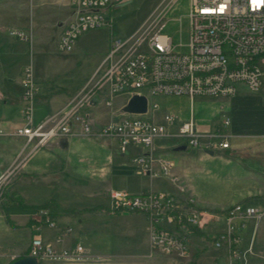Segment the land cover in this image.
Listing matches in <instances>:
<instances>
[{
  "label": "built area",
  "instance_id": "obj_1",
  "mask_svg": "<svg viewBox=\"0 0 264 264\" xmlns=\"http://www.w3.org/2000/svg\"><path fill=\"white\" fill-rule=\"evenodd\" d=\"M69 17L61 24L57 51L72 52L82 34L105 28L109 31L108 49L85 83L69 102L56 113L34 122L35 100L39 87L33 81L32 68L24 69L20 81L22 124L12 132L0 124V137L22 138L28 155L14 159L1 183L23 166L26 156H32L50 142L65 138L84 137L111 139L121 154H129V162L137 173L149 179L164 178L176 192L145 190L137 194L111 191L107 211L134 213L147 221L150 255L189 263L193 258L190 247L193 231L202 225V212L196 199L186 191L184 183L173 173V164L165 156L167 147L161 142L176 141L174 148L184 145L186 150H201L214 154L229 150L233 135L225 130L230 120L209 133L196 131L192 116L177 120L175 114L164 113L159 120L153 116L143 119L135 114L115 110L116 99L124 98L122 108L134 95L147 99V111L155 113L159 105H149L150 97L235 96L238 87L260 95L264 104V0H188V39L174 44L172 37L162 35V18L147 24L145 21L128 36L114 35L112 19L107 17L116 0H65ZM162 15V13H161ZM17 40L31 43L30 31L9 30ZM108 109L110 119L97 125L98 120L87 112L98 102ZM121 108V109H122ZM122 111V110H121ZM145 113V114H146ZM143 115V114H142ZM136 116V117H134ZM264 139V136H263ZM173 149V148H171ZM225 228L209 238L213 248L222 250L226 264H247L246 255L260 227L264 228V206L241 203L224 210ZM48 211L38 210L39 224H31L27 255L36 264L46 254H55L58 264H99L80 243L65 246L72 234L65 226L51 237L43 238L41 228H56ZM31 222V219H30ZM252 225L250 244L241 248V231ZM13 260V258H12Z\"/></svg>",
  "mask_w": 264,
  "mask_h": 264
},
{
  "label": "rangeland",
  "instance_id": "obj_2",
  "mask_svg": "<svg viewBox=\"0 0 264 264\" xmlns=\"http://www.w3.org/2000/svg\"><path fill=\"white\" fill-rule=\"evenodd\" d=\"M60 4L59 0H0V40L1 44H4L5 48L11 52L10 63H6L4 75L0 74V82L15 86V79L21 69L23 73L24 69L31 67L35 85H42L40 96H48L52 92L56 96H67L89 79L103 58L102 50L105 43L109 41V31L105 28L88 31L78 37L72 52L65 54L58 52L59 31L55 22L60 16L54 19V26L51 25L52 20L60 12L62 16L69 15L68 9ZM188 8V0H130L126 3L116 0L110 11L112 32L114 35L128 36L145 21L150 24L160 15L162 22L165 23L164 33L172 37L175 45L180 42L185 44L189 32ZM63 20L58 19V21ZM9 27L19 29L31 27L32 46L30 43L11 37L7 32ZM13 93L17 96L18 90L14 89L11 91L12 95ZM121 101L124 102V98H118L113 108ZM148 103L149 105L157 103L159 110L153 114L152 112L143 114L139 116L140 118L150 119L153 116L155 120H159L164 113L168 112L175 114L179 121H187L192 116L196 131L199 133L212 132L219 128L223 120L229 119L230 126L225 131L233 136L258 137L264 134L262 99L259 94L248 92L243 86H239L237 94L230 97L197 96L192 101L185 97H150ZM39 104L40 108L46 111L45 97ZM87 112L104 122L110 119V113L101 101L94 108H88ZM103 141L109 142V145L105 146ZM161 143L167 147L165 150L167 154L179 156L170 151L174 148L176 141ZM96 144L97 146L87 147L86 150L90 152L100 150L108 153L111 161L121 157L129 159V154L142 151L140 148H131L128 150L129 154L123 155L117 143L111 139H99ZM200 153L203 151L187 149L181 152L180 154L186 158L181 168L186 175V182L193 189V193H196L193 197L197 202H202L208 207L203 211L201 207L199 209L202 212V218H210L206 228L207 235H210L225 228L223 212L226 209L218 210L224 203L233 199L232 190L235 181L227 178L228 173L222 161L217 157L200 158L197 155ZM252 154L258 156L259 152L254 149ZM87 163L84 162V165ZM10 166L5 165L0 169V175L5 174ZM259 168L263 171L262 165H259ZM19 170L20 168L1 183L0 264H8L22 255L27 250L31 237L30 227L18 226L6 220L8 215L17 223H22L31 212V209L22 208L9 200L12 194L10 192L15 190L17 185L10 189L9 186L19 176ZM136 171L137 168L134 166L121 171L113 169L111 189L129 194H137L148 189L167 192L175 190L176 192L175 187L168 180L149 179L143 175H137ZM123 173L126 175L123 176ZM61 179L51 180L56 185L61 183ZM49 180L44 179L43 182ZM20 184L16 189L28 204L41 205L53 199V202H49L53 213L48 212L49 216H44V219L54 220L56 228L49 230L43 227L40 232L34 231V234L38 233L44 239H51L57 230L69 226L73 232L64 241L65 246L80 243L93 260L100 262L99 264H226L224 252L213 248L206 235L192 237L193 245L191 246L196 253L195 255L191 253L193 258L189 263L161 255H150L145 217L134 213H111L107 209L90 211L97 205L93 206L95 200L89 198L95 193V189L86 179L83 182H75L74 185L68 181L67 185H60L55 189L47 188L46 185L38 186L35 181L29 185L25 184V187H21ZM186 191L188 192L187 189ZM110 192H108V199ZM238 202L247 205L245 201ZM57 203L61 207L69 208L72 212H61V209L55 206ZM41 209L47 210V208ZM32 210L36 213L40 209ZM31 223L32 221L29 222V226ZM251 233L252 225L241 231L243 250L250 244ZM246 258L247 264H264V228L258 229L251 251Z\"/></svg>",
  "mask_w": 264,
  "mask_h": 264
},
{
  "label": "crops",
  "instance_id": "obj_3",
  "mask_svg": "<svg viewBox=\"0 0 264 264\" xmlns=\"http://www.w3.org/2000/svg\"><path fill=\"white\" fill-rule=\"evenodd\" d=\"M60 5L64 6L68 9L70 13V9L67 6L65 0H59ZM34 6V5H33ZM37 6V5H35ZM34 6V7H35ZM39 6V5H38ZM56 17L53 18L52 24L54 26V19L60 16L63 21H58L57 18V29H58V38L61 33V24L67 20L68 16H62V13L55 15ZM18 29L22 31H30L32 35V41L30 45L33 44V31L31 27H27L24 29L9 27V30ZM0 40V74L4 75L3 70L7 67L6 63H10L11 52H9L4 44H1ZM109 41H107L103 47L102 54L105 55L108 49ZM100 63V62H99ZM98 66V65H97ZM24 68V67H23ZM22 70L19 72L15 79V86L11 84H7L6 82H0V117L2 118V122L0 124L9 131L12 132L16 126L22 124V100H21V77H22ZM90 78V77H89ZM88 79L83 82V84L79 87V89L74 90L73 92L69 93L67 96H56L54 92L49 93L48 96H40V91L42 85H38L39 87V94L35 100V109H34V122H40L45 116L53 114L61 110L65 105L69 102L70 98L74 93L80 90ZM11 82V81H10ZM18 90L17 96L11 94V91ZM46 98L47 106L46 111H43L40 108V100L42 98ZM117 101V99L115 100ZM124 102H119L115 105V110H122V105ZM100 124H104V121L99 120L96 118ZM107 122V121H106ZM264 134L258 137H237L234 136L231 140V148L229 149L231 154L229 157H225L223 155L214 154L210 156L207 152H203L197 154L200 158H214L217 157L220 161H222L223 166L226 168V172L228 173L227 178L233 179L234 185L232 190V200L224 203L218 211L223 209H227L228 207L232 206L233 204L239 203L238 201H245L247 205L254 206V207H263L264 206ZM99 139H91V138H84V137H74V138H65L57 141L50 142L46 147L37 151L32 157L30 156L29 159L23 164V166L19 170V176L16 180L9 186V189L13 186L22 185L21 187H25L29 185L32 181L36 182V185H46L47 188L55 189L56 187L59 188L60 185H67L68 181L74 185L75 182H83V180H88L91 182L92 186L95 189V193L91 194L89 197L95 203L93 206H101L106 208L109 204L108 199V192L115 191L111 189V177L113 169H129L133 166L129 159L121 157V159L111 161L110 156L108 153L101 152L100 150L97 152L87 151L86 148L90 146H97V141ZM25 141L22 138L17 137H1L0 138V169H2L5 165L9 167L14 159L20 155L28 154V147L22 152L24 147ZM105 146L109 145V142L103 141ZM174 149V148H173ZM173 149L170 151L174 152ZM257 149L259 152L258 156H253L252 151ZM179 154V156H172L171 154H167L165 152V156L172 162L173 164V173L180 178V180L184 183L188 192L195 196L196 193H193V189L191 186L186 182V175L182 171L181 166L184 163L186 158L182 156L181 152H174ZM84 162H88L87 165H84ZM259 165L263 166V171L260 170ZM137 175H140L137 173ZM123 176L126 173L122 174ZM60 179L61 183L54 185V181L51 179ZM44 179H50L48 182H43ZM65 181V182H64ZM26 184V185H25ZM54 185V186H53ZM11 191L15 196H18L22 199L24 205L27 206H39L38 204H28L24 201L23 197L19 194L18 190L16 189ZM175 191V190H174ZM174 191L172 193H174ZM124 192V191H123ZM167 192V191H165ZM47 202H53V199H50ZM46 202V203H47ZM108 202V203H107ZM197 202V201H196ZM43 203V204H46ZM16 204V203H14ZM198 207L202 208V211L207 209V205L203 204L202 202H197ZM42 205V204H41ZM58 209H61V212L65 210H70L67 207H61L58 203L55 204ZM24 208V207H22ZM47 210L49 213H53L48 205ZM205 208V209H204ZM217 211V209H215ZM30 214L26 218V220L22 223H17L15 220L10 219L13 223L18 226H25L30 227L27 225L32 221V216L34 215V211L31 209ZM8 216V215H7ZM210 218H202V225L199 230H197L198 234L206 235L207 238L212 237L215 233L219 232L216 231L213 234L207 235L206 228ZM33 224V223H32ZM194 235V236H195ZM193 245V242H192ZM201 247H199L200 249ZM190 251L192 254L195 255L196 250L190 247Z\"/></svg>",
  "mask_w": 264,
  "mask_h": 264
},
{
  "label": "water",
  "instance_id": "obj_4",
  "mask_svg": "<svg viewBox=\"0 0 264 264\" xmlns=\"http://www.w3.org/2000/svg\"><path fill=\"white\" fill-rule=\"evenodd\" d=\"M122 2H129L130 0H119ZM147 111V99L143 95H134L132 96L127 104L122 108V112L125 114H135V115H142L145 114ZM174 152H184L186 151V146L181 145L177 146L173 149ZM210 156H213L214 153L209 151L207 152ZM11 264H36L35 258L25 256Z\"/></svg>",
  "mask_w": 264,
  "mask_h": 264
},
{
  "label": "trees",
  "instance_id": "obj_5",
  "mask_svg": "<svg viewBox=\"0 0 264 264\" xmlns=\"http://www.w3.org/2000/svg\"><path fill=\"white\" fill-rule=\"evenodd\" d=\"M216 154L223 155V156H225V157H229L230 154H231V152H230V150H225V151H222V152H219V153H216ZM10 198H11V199H10ZM9 200H11L12 202L16 203L18 206L24 207V208H26V209H35V210H37V209H41V208H46V207L49 205V202H48V203H46V204H42V205H39V206H27V205H24V204H23L22 199H21L20 197L15 196L13 193L10 194V196H9ZM97 209H101V210L104 209V210H105L106 208L101 207V206H95V207H93L92 209H90V211H91V210H94V211H95V210H97ZM64 212L70 213V212H72V211H71V210H65ZM6 220H7L8 223H10L9 217H8L7 215H6ZM31 224H32V223H31ZM27 225H29V223H28ZM193 232H194V234H198L197 230H195V231H193ZM26 255H27V250H26L22 255L16 257L15 260L11 261V262L8 263V264L13 263L14 261H16V260H18V259H20V258H22V257H25Z\"/></svg>",
  "mask_w": 264,
  "mask_h": 264
},
{
  "label": "bare ground",
  "instance_id": "obj_6",
  "mask_svg": "<svg viewBox=\"0 0 264 264\" xmlns=\"http://www.w3.org/2000/svg\"><path fill=\"white\" fill-rule=\"evenodd\" d=\"M110 11H111V9L107 10V17H111ZM164 27L165 26H162V35H168V34L164 33ZM26 148L27 147H23L22 152H24V150ZM25 155H28V154H25ZM29 158H30V156H26V158L23 160V164ZM32 223L33 224H39V217H32ZM40 264H58V257L55 254H46L45 259H40Z\"/></svg>",
  "mask_w": 264,
  "mask_h": 264
}]
</instances>
